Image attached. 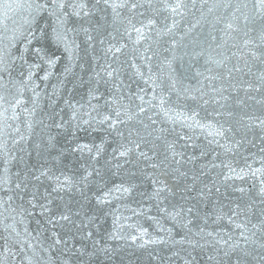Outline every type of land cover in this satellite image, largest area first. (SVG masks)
Here are the masks:
<instances>
[{"label": "snow or ice", "instance_id": "6c2138e0", "mask_svg": "<svg viewBox=\"0 0 264 264\" xmlns=\"http://www.w3.org/2000/svg\"><path fill=\"white\" fill-rule=\"evenodd\" d=\"M0 264H264V0H0Z\"/></svg>", "mask_w": 264, "mask_h": 264}, {"label": "water", "instance_id": "95a60500", "mask_svg": "<svg viewBox=\"0 0 264 264\" xmlns=\"http://www.w3.org/2000/svg\"><path fill=\"white\" fill-rule=\"evenodd\" d=\"M52 83H56V81L53 79L52 80ZM41 87H43V85H41ZM49 91H51V88L49 87ZM241 95H243V93H241ZM249 139H251V137H249ZM252 151H256V149H252ZM197 155H198V152L196 153ZM245 155H246V153H245ZM36 161V157H35V152H33V162H35ZM204 161L203 160H201L200 161V163H203ZM198 166V165H197ZM258 166V165H257ZM210 175H212V176H214L215 175V173H210ZM237 186H244V187H247V184H245V185H240L239 183H237ZM225 191V189L223 188V187H221V192L223 193ZM229 192H231V190H229ZM226 202V201H225ZM125 215H131V213L129 212V213H125ZM129 222H132V221H129ZM108 224H110L111 223V219L109 218V220H108V222H107ZM145 227H147L148 225L147 224H145L144 225ZM142 259L144 260V261H146L147 260V256H146V254L142 257Z\"/></svg>", "mask_w": 264, "mask_h": 264}]
</instances>
